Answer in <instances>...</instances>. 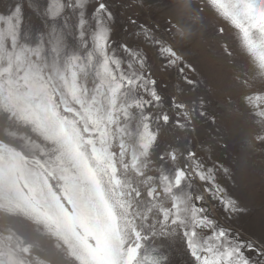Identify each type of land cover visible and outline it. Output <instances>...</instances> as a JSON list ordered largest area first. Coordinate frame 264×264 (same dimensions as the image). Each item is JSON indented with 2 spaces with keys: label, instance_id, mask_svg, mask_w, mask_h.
I'll list each match as a JSON object with an SVG mask.
<instances>
[{
  "label": "snow or ice",
  "instance_id": "6c2138e0",
  "mask_svg": "<svg viewBox=\"0 0 264 264\" xmlns=\"http://www.w3.org/2000/svg\"><path fill=\"white\" fill-rule=\"evenodd\" d=\"M90 6L16 0L0 13V219L27 233L0 226V264H171L157 241L185 264H264V229L244 237L213 215L219 207L235 221L243 209L221 185L229 168L193 146L197 123H216L208 102L166 101L143 49L113 47L106 0ZM194 8L238 30L253 74L264 78V0ZM128 23L157 49L161 71L175 68L189 91L206 87L169 42L183 34L178 20L159 34ZM240 83L258 129L251 142L264 144V87ZM172 132L181 133L176 143L160 149Z\"/></svg>",
  "mask_w": 264,
  "mask_h": 264
},
{
  "label": "rangeland",
  "instance_id": "374dc122",
  "mask_svg": "<svg viewBox=\"0 0 264 264\" xmlns=\"http://www.w3.org/2000/svg\"><path fill=\"white\" fill-rule=\"evenodd\" d=\"M16 0H0V13H6ZM43 2V0H41ZM114 13L115 21L111 40L113 47L126 44L129 47H140L146 54L157 80V89L170 102L172 96L178 100L191 102L203 97L208 102V112L216 118L214 125L203 121L197 123V130L191 133L193 146L202 159L222 163L230 170V175L221 179L226 192L239 202L243 209L238 220L226 218L225 213L217 207L213 215L221 224L239 229L244 237H259L264 229V144L251 142L258 130L247 116L241 100L244 91L241 80L247 79L255 88L264 87V78L254 75L249 57L243 50L238 30L226 23L220 16L205 10L203 22L197 26L195 34L188 40H170L187 63L195 68L189 75L206 84L198 91H189L175 68L161 71L164 63L158 58L155 47L146 44L135 33L137 29L128 23V17L157 30L158 34L166 30L168 20L176 21L173 0H106ZM167 3L170 6L165 8ZM27 4V0H25ZM89 12L94 10L95 0H90ZM193 5L203 7V0H193ZM26 16L31 12L26 9ZM223 27L225 31L219 32ZM231 52V55L227 53ZM239 77V79H236ZM182 90V91H181ZM218 130V131H217ZM179 132L162 133L160 149L164 148L163 140L173 144ZM11 224L24 232L22 222L0 219V226ZM163 244L171 264H185V256L179 250L168 248Z\"/></svg>",
  "mask_w": 264,
  "mask_h": 264
},
{
  "label": "clouds",
  "instance_id": "9594fccd",
  "mask_svg": "<svg viewBox=\"0 0 264 264\" xmlns=\"http://www.w3.org/2000/svg\"><path fill=\"white\" fill-rule=\"evenodd\" d=\"M192 5L193 0H176V7L174 9V15L176 20L179 21L182 35H177L178 41H185L190 39L194 34L197 26L203 22L202 17L196 11L194 7L186 6Z\"/></svg>",
  "mask_w": 264,
  "mask_h": 264
}]
</instances>
